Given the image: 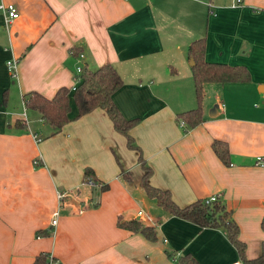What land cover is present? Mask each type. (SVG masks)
<instances>
[{"label":"crops","instance_id":"0c3cea01","mask_svg":"<svg viewBox=\"0 0 264 264\" xmlns=\"http://www.w3.org/2000/svg\"><path fill=\"white\" fill-rule=\"evenodd\" d=\"M0 4L18 15L6 22L0 11V264H32L39 254L51 264H171L184 254L198 264H242L222 231L171 216L145 196L139 156L148 185L168 192L175 206L218 197L244 258L259 256L264 0L237 7L232 0ZM198 38L206 62L243 67L248 81L204 84L201 122L184 131L177 115L195 107L187 48ZM8 60L16 61L14 79ZM103 64L122 80L111 99L123 119H137L128 134L139 152L126 148L101 109L74 119L70 99L69 121L56 134L35 112H23L24 95L50 99L76 85L78 66ZM213 141L226 145L227 165L212 152ZM85 169L92 177L84 179ZM118 221L153 228L155 241Z\"/></svg>","mask_w":264,"mask_h":264},{"label":"trees","instance_id":"16d2710c","mask_svg":"<svg viewBox=\"0 0 264 264\" xmlns=\"http://www.w3.org/2000/svg\"><path fill=\"white\" fill-rule=\"evenodd\" d=\"M187 56L193 63L190 72L195 107L177 115V120L182 121L184 124V131L198 126L201 122V102L204 84L248 81V73L243 67H230L224 64L206 62L204 60L203 38L195 39L189 43ZM75 82L76 85L72 91L71 88L61 87L56 90L50 99H46L37 93L24 95L22 102L25 110L35 112L42 123L51 129L52 134H56L69 121L70 99L76 110L74 119L80 118L94 109H101L109 118L114 131L125 139L126 148L139 152L128 134V131L137 123V119H123L111 99L114 92L122 86V80L113 67L110 64H103L94 70L82 67L79 74L75 77ZM211 150L223 165L228 164V151L224 143L213 141ZM138 162L144 172L139 186L145 196L152 199L158 207L169 215L188 221L200 229L222 231L228 242L235 248L242 264H264V239L260 244L259 256L246 260L244 258V245L237 238V227L231 219L230 212L226 210L219 199L213 202H206V199L196 200L185 207L179 208L172 203L168 192L148 185L147 177L150 171L143 166L140 156L138 157ZM120 174L125 175L122 171ZM83 176L84 179L92 177L91 171L85 169ZM259 225L264 233V217L260 220ZM118 227L131 233L140 234L150 242H154L156 239L153 228L144 226L137 221L122 223L118 221ZM47 258L46 254H39L34 258L32 264H46ZM168 258L171 259L170 255H168ZM171 260V264H198L187 254Z\"/></svg>","mask_w":264,"mask_h":264},{"label":"built area","instance_id":"2783aa9c","mask_svg":"<svg viewBox=\"0 0 264 264\" xmlns=\"http://www.w3.org/2000/svg\"><path fill=\"white\" fill-rule=\"evenodd\" d=\"M242 1L243 0H232V4H231V7H237L239 5L242 4ZM0 11L1 13L4 15L5 19H6V22H10V21H13L17 18V12L15 10V8L12 6V5H3V4H0ZM82 55L81 54H78V58L79 59H82ZM5 67H6V70L8 72V74L10 75V77L12 79L15 78V73H16V61L14 60H8L5 62ZM81 66H78L76 68V74H79L80 70H81ZM75 87V86H74ZM74 87L71 88V91L74 89ZM24 106H23V112H24ZM184 124L182 121H179V127L180 128H183ZM88 183H91L90 180H88ZM216 199H218V197H209L206 199V202H213L215 201ZM141 215V212H137V216H140ZM55 216V214L53 215ZM50 225L51 226H54L55 225V219H53L51 222H50ZM46 264H51V257L48 256L47 258V263Z\"/></svg>","mask_w":264,"mask_h":264},{"label":"water","instance_id":"95a60500","mask_svg":"<svg viewBox=\"0 0 264 264\" xmlns=\"http://www.w3.org/2000/svg\"><path fill=\"white\" fill-rule=\"evenodd\" d=\"M189 63H190V66H192V65H193V63H192V60H191V59L189 60Z\"/></svg>","mask_w":264,"mask_h":264}]
</instances>
